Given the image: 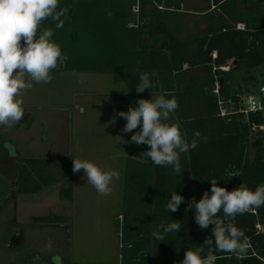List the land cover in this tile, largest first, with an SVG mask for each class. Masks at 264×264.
<instances>
[{
    "label": "trees",
    "instance_id": "1",
    "mask_svg": "<svg viewBox=\"0 0 264 264\" xmlns=\"http://www.w3.org/2000/svg\"><path fill=\"white\" fill-rule=\"evenodd\" d=\"M59 6L68 9L63 27L56 28L51 18L41 25V31H54L52 39L68 56L58 68L121 74L129 91L113 95L116 98L135 94L140 74L148 73L151 85L156 80V85L166 87L169 98L186 105L196 96L202 105V115L190 121L203 127L199 146L181 154L178 177L168 176L175 174L170 167L155 166V196L149 190L138 198L129 199L127 193L123 198L128 209L120 264H179L185 252L205 238L214 242V226L201 230L195 210H186L193 197L198 202L205 191L211 195L210 179L229 191L242 183L252 190L264 184V130L252 143L251 161L245 158V119L260 126L264 116L237 112L245 95L264 82V0H60ZM186 14L197 17L194 32L187 31V36L180 20ZM156 85L150 89H158ZM188 135L191 142L193 135ZM238 137L240 142L231 140ZM230 172L241 175L229 177ZM0 183L14 195L38 193L60 183V198L73 199L72 164L54 158L22 160L7 150L0 157ZM173 190L185 199L176 212H168ZM129 200L137 206L129 208ZM138 213H143V223L139 217L135 221ZM219 216L223 218L222 211ZM174 220L180 231L165 233L161 225ZM235 224L248 238L247 254L238 258L217 252L215 264H264V206L237 215ZM154 232L162 234L163 241L155 239Z\"/></svg>",
    "mask_w": 264,
    "mask_h": 264
},
{
    "label": "clouds",
    "instance_id": "2",
    "mask_svg": "<svg viewBox=\"0 0 264 264\" xmlns=\"http://www.w3.org/2000/svg\"><path fill=\"white\" fill-rule=\"evenodd\" d=\"M60 0H0V127L11 128L18 124L25 114L23 94L33 88L34 83H50L51 72L58 67L59 61H66L68 56L62 53L61 46L52 37V29H43L42 22L51 18L56 28H62L67 18V8L59 6ZM62 17L64 19H62ZM38 32L40 33L38 36ZM140 83L135 88L143 93L151 88L148 73H141ZM166 93L155 99H140L138 106H132L127 112L117 115L126 120L121 129L124 133L139 131L131 136L136 145H148L149 149L141 156L151 160L154 166L170 167L174 173H181V154L188 153L199 146L201 133L194 132L189 142L177 124H170V114L179 105L175 98H166ZM206 139V137H204ZM10 155H14L13 146L6 144ZM70 156V155H69ZM72 158V157H71ZM73 173L83 170L87 183L101 195H110L114 179L120 174L115 170H105L90 160L73 159ZM229 177H239L240 172H230ZM209 191L203 193L197 202L192 198L189 208L195 210V222L201 230L210 225L212 236L207 237L202 245L188 249L179 264H215V253L223 252L242 258L250 247L248 238L235 224L237 215H242L264 206V184L255 190L243 183L231 191L217 184V179H210ZM184 197L171 191V199L166 208L176 212L184 202ZM223 212V218L219 213ZM177 220L168 225H161L165 233H178L181 226ZM155 239L163 241V235L154 232ZM52 241L47 244L51 248ZM205 247L207 254L204 255ZM59 261V257H54Z\"/></svg>",
    "mask_w": 264,
    "mask_h": 264
},
{
    "label": "rangeland",
    "instance_id": "3",
    "mask_svg": "<svg viewBox=\"0 0 264 264\" xmlns=\"http://www.w3.org/2000/svg\"><path fill=\"white\" fill-rule=\"evenodd\" d=\"M196 3L198 4L197 1ZM180 17L186 27L183 34L187 36V31L194 32L195 28L192 22L197 17L189 14ZM238 27H243V25ZM224 68L225 70L229 69V67ZM83 83L86 82L76 80L71 88H75L76 93L78 90L84 89L80 91V95L87 91L90 98L100 96L101 93L97 92L98 90L95 91L90 87L91 85L85 88ZM115 85H111V87H117ZM109 90L106 87V91L109 92ZM42 96V100L45 102L53 101L51 83H34L33 88L23 94V105L31 104L33 100L36 101L37 97L41 99ZM84 106L90 107L88 103ZM52 108H56L55 103L54 105H43L40 111H51ZM71 110L73 115L71 122L68 118V125L73 129L74 149L77 135L82 137L86 130L92 127L95 119L88 118L89 110H86L84 115L78 107L75 109L71 107ZM237 112L234 113L238 114ZM233 117L241 119L236 115ZM245 121L248 126V131L245 130V158L250 162L253 157L252 143L258 137L259 131L263 129L258 124L251 123L246 119ZM227 122L228 120H225V123ZM46 127L51 129L50 126L45 125L44 142L50 141L52 137V130L50 131ZM8 129L0 127L1 140L6 139ZM231 140L237 143V141L240 142V137ZM86 143L87 141L79 151L81 153L79 156L84 159H87L85 155L87 151L90 154L100 151L97 147H95L97 148L95 151L86 150ZM6 144L13 146L14 153H16L18 146L14 142L7 141L3 145ZM39 146L42 147L41 144ZM99 153L101 155L102 152ZM71 154H73V150H71ZM98 162L100 159L96 160V163ZM111 163L119 165L117 161ZM99 166L101 167V165ZM104 167L102 168L105 169ZM83 177V170L76 173V191L73 192L72 200L60 198V183L44 187L38 193L16 196L10 190L6 192L4 184L0 183V264H120L124 245L123 226L126 221L123 210L125 201L123 202L122 199L120 204L117 203L119 197L115 192L106 196L99 194L93 186L90 187L86 177ZM147 209L148 207L145 206L143 212H147ZM138 217L143 223V213H138L135 221H139ZM14 235H18L20 238L12 240ZM49 241H52L51 248L47 247ZM54 257H59V261H54Z\"/></svg>",
    "mask_w": 264,
    "mask_h": 264
},
{
    "label": "crops",
    "instance_id": "4",
    "mask_svg": "<svg viewBox=\"0 0 264 264\" xmlns=\"http://www.w3.org/2000/svg\"><path fill=\"white\" fill-rule=\"evenodd\" d=\"M51 75L52 80L50 83L53 86V101L45 102L42 100V96L41 99L37 97L36 101L33 100L31 104L23 105L25 114L18 124L13 125L6 131V139L1 140L2 131L0 130V157H2L7 150L10 153L9 148L3 145L8 141L9 143L14 142L18 146L16 154L22 160L27 158H54L71 162L73 168L72 158L82 160L88 159L95 163L96 160L100 159V162L97 163L98 165H101V167L105 166L104 168L108 170H115L120 174V178L114 179L111 185L112 192H115L119 197L117 203L120 204L126 193L129 199H134L138 198L139 195H146L150 190L151 196L154 197L157 178L155 166L151 163V160L141 156L143 152L149 149V146H138L131 142V136L135 131H139L140 127L138 126L133 132H122L121 129L126 124V120L119 117L117 113L121 111L127 112L130 107L138 106L137 102L140 99H155L160 95L167 94V88L156 85L155 80V82H152V86L156 85L158 89L154 87L145 90L143 93H137L136 91L135 94H128L116 98L113 95H123L129 91L122 75L119 73L75 71L68 70L64 68L63 65H59V68L57 67L55 70H52ZM76 80L85 81L86 83H83L85 88L91 85V88L101 93L100 96L90 98V96L88 97L87 95V91L84 93L82 92V95H80V91L84 89H80L78 93H76L75 88H71L73 82L75 83ZM114 84H116L115 86L117 87H111V85ZM106 87L110 89L109 92L106 91ZM167 95L166 98H169ZM38 99H40V102H38ZM177 102L179 105L178 108L186 109L184 111L185 115L182 114L181 111L179 113L174 112L170 114V119L167 123L177 124L182 134H184L188 140L191 139L189 138V133L193 135L194 132L199 131L202 134L203 127L200 126L199 123L190 124V121L195 116L202 115L203 113L202 105L198 104L196 96H193L192 99L190 98V103L186 105H181L178 100ZM54 103L55 109L52 108L51 111H40L43 105H54ZM87 103L90 107L84 106V104ZM71 107H74V109L78 107L83 115L86 114V110H89L88 118L95 119L92 127L87 129L82 137L77 135L74 149V133L73 129L68 125V118L71 122L73 115ZM187 115L191 116L184 119ZM45 125L50 126L51 129L48 127L46 128L50 131L52 130V137L50 141L46 139L47 142L43 140L44 136H46L43 131ZM211 127H213V125H211ZM85 141H87L85 144L86 150L90 149V151H95L98 148V150H100L99 152H102L101 155H99V152L90 154L88 153L89 151H87L85 153L87 159L80 157L79 155L81 153L79 151L84 147ZM39 144H41L42 147H40ZM40 149H42L41 152ZM71 150H73V154H71ZM112 161H117L119 165L117 163L112 164ZM168 176L178 177L176 173H168ZM127 179L137 182L142 181L144 185L130 184L127 182ZM76 181V173H73V192L76 191ZM145 183L147 184L145 185ZM89 185L90 187L92 186L91 184ZM129 202V208L137 206L133 204L131 200H129ZM123 205V210H127L128 204L124 203ZM147 210H149V207Z\"/></svg>",
    "mask_w": 264,
    "mask_h": 264
},
{
    "label": "built area",
    "instance_id": "5",
    "mask_svg": "<svg viewBox=\"0 0 264 264\" xmlns=\"http://www.w3.org/2000/svg\"><path fill=\"white\" fill-rule=\"evenodd\" d=\"M239 111L246 117L252 113L264 116V82L245 95ZM220 114L225 116L227 112L221 108ZM260 127L264 130V125H260Z\"/></svg>",
    "mask_w": 264,
    "mask_h": 264
},
{
    "label": "flooded vegetation",
    "instance_id": "6",
    "mask_svg": "<svg viewBox=\"0 0 264 264\" xmlns=\"http://www.w3.org/2000/svg\"><path fill=\"white\" fill-rule=\"evenodd\" d=\"M15 196H16V195H15ZM16 201H17V200H16ZM16 201H15V202H16ZM14 238H18V239H19L20 237H19L18 235H14V236L12 237V240H13ZM10 242H11V241H10Z\"/></svg>",
    "mask_w": 264,
    "mask_h": 264
}]
</instances>
